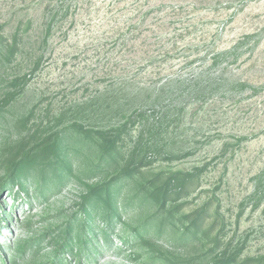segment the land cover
Instances as JSON below:
<instances>
[{
  "label": "rangeland",
  "instance_id": "rangeland-1",
  "mask_svg": "<svg viewBox=\"0 0 264 264\" xmlns=\"http://www.w3.org/2000/svg\"><path fill=\"white\" fill-rule=\"evenodd\" d=\"M0 264H264V0H0Z\"/></svg>",
  "mask_w": 264,
  "mask_h": 264
},
{
  "label": "trees",
  "instance_id": "trees-1",
  "mask_svg": "<svg viewBox=\"0 0 264 264\" xmlns=\"http://www.w3.org/2000/svg\"><path fill=\"white\" fill-rule=\"evenodd\" d=\"M24 142H26L25 139L16 146L10 148L9 152L6 153V156L3 159V162L6 164V172L9 173L10 181L12 183H15L16 181L20 182L21 174L37 163V155H35L36 150L44 145V142H42L29 147L28 145L23 144ZM47 150L48 148H45L42 152Z\"/></svg>",
  "mask_w": 264,
  "mask_h": 264
}]
</instances>
